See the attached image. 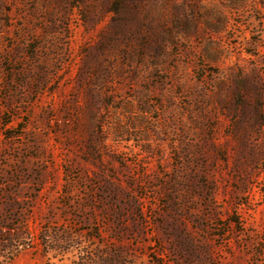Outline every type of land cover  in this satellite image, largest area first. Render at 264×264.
<instances>
[{"label": "rangeland", "instance_id": "1", "mask_svg": "<svg viewBox=\"0 0 264 264\" xmlns=\"http://www.w3.org/2000/svg\"><path fill=\"white\" fill-rule=\"evenodd\" d=\"M119 250L264 264V0H0V264Z\"/></svg>", "mask_w": 264, "mask_h": 264}, {"label": "trees", "instance_id": "2", "mask_svg": "<svg viewBox=\"0 0 264 264\" xmlns=\"http://www.w3.org/2000/svg\"><path fill=\"white\" fill-rule=\"evenodd\" d=\"M68 240H64L63 245ZM58 249V246L56 247ZM80 264H130L129 256L125 255L124 250H119L113 256L107 253L101 252L94 255L91 260H82Z\"/></svg>", "mask_w": 264, "mask_h": 264}]
</instances>
